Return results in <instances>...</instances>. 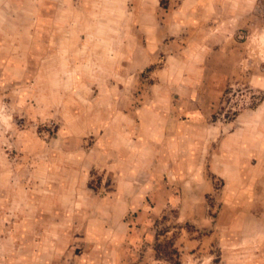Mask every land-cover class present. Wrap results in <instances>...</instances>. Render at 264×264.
I'll return each mask as SVG.
<instances>
[{
	"label": "rangeland",
	"instance_id": "rangeland-1",
	"mask_svg": "<svg viewBox=\"0 0 264 264\" xmlns=\"http://www.w3.org/2000/svg\"><path fill=\"white\" fill-rule=\"evenodd\" d=\"M154 1L0 0V264H264V0L199 24ZM148 9L186 24L140 69ZM166 96L177 114L155 129L142 108ZM234 133L240 158L190 174L191 153ZM154 141L176 160L148 164ZM190 204L220 232L195 256L183 238L209 228Z\"/></svg>",
	"mask_w": 264,
	"mask_h": 264
},
{
	"label": "crops",
	"instance_id": "crops-1",
	"mask_svg": "<svg viewBox=\"0 0 264 264\" xmlns=\"http://www.w3.org/2000/svg\"><path fill=\"white\" fill-rule=\"evenodd\" d=\"M160 0H155L154 1V5H157L159 3ZM257 0H181V3L179 5V11L180 12H193V14H191V17H189L190 19H186L187 20H191L192 21H196L199 23L204 22L206 19L205 18H214V15L210 17V15H204L202 13V11L204 10V7H209V6H234V5H238V6H246L247 4H251L253 3L254 5L256 4ZM143 5H147L150 6V3L146 2V3H141ZM155 9L151 10L148 9L146 10V12L142 15L143 18L142 20L148 21L150 23L153 24V28L152 29H143V33L141 35L142 37V43H143V50L140 51V56H139V60L140 63L142 65H137V68L143 69V68H147L150 67L154 64H156L159 59L162 57V55L166 54H170L171 57V53L173 51H175V44L177 43L178 39H174L173 41L164 43V41L166 40L168 33L170 30L174 29V28H179V24L180 27L182 28L185 24L186 21L185 19L182 20L183 18H178L176 15H171L168 14L166 18H158V14L156 11H154ZM244 10V9H243ZM243 10H239L236 11L234 14H229L227 17L229 18H224L223 16V21H227L228 23L233 22V23H238L237 24H233L230 27H227V29H234L237 30V28H241V26H243L244 23L248 22V18L247 15H245L243 12ZM196 12V13H195ZM201 12V13H200ZM170 16V19L169 17ZM188 16V15H185ZM233 17V18H232ZM237 17V18H235ZM256 17V16H254ZM228 19V20H225ZM251 19V18H249ZM207 21V20H206ZM179 23V24H178ZM150 27V25H148ZM146 39V41H145ZM228 39H231V37H229ZM185 40L183 39V42ZM170 43V44H169ZM226 49H224L226 52L229 50V47H231L230 45H225ZM142 60V61H141ZM174 98V99H173ZM154 101L158 104H150L148 105H144L142 108V112L143 113V117L145 118L146 116H150L151 118L154 119V121H152L151 126L155 127V129H158V119H160V117L163 116H168L171 115L172 117H176V111L175 108H171L172 112H166L164 110H162V106H160V102H166L167 104L170 103L171 107H174V104L177 102H175V97H169L166 96V98H164V100H160L158 97H149L148 98V103ZM129 116H130V112H128ZM197 114V113H196ZM148 125V124H147ZM149 126V125H148ZM167 133L168 134H172L175 129H174V124L171 123V127H168L167 129ZM157 134V133H156ZM236 134V135H235ZM240 133H234L233 135H228L227 137H225L223 139V141H221L220 143L217 144V147H214V144L210 143L208 144V146L206 148H204L201 152V154L199 155L198 152L196 153H191L194 154L195 158H192V161H190V166L192 167H199V164H204V165H210L211 167L213 166H219L220 164V158L221 161L222 159H226L228 160L229 157H233V158H240V155L236 154V152H234L235 148L237 147L236 144H240L241 142V137H239ZM157 136V135H156ZM239 138L237 139L238 143H232L229 140H232L234 138ZM157 140V139H156ZM220 146L222 147L220 149ZM228 147V148H226ZM240 145H239V149H240ZM142 150L144 151V154L142 156H144V158H148L150 160V162L148 164H155L154 161H159V164H170L173 160H176V156H175V152L174 150V145L171 144L170 145V149H169V145L164 146L160 145L158 142L154 141V142H150L149 144H145L144 147L142 148ZM220 150V151H219ZM220 152H222V154H220ZM226 153V154H225ZM244 158V157H243ZM201 160V161H199ZM235 164H242L241 162H236ZM214 171L218 174H221L218 170H216L215 168H213ZM196 170V169H195ZM199 172L194 173V169L192 168L190 171V174H198ZM198 176V175H197ZM210 188L213 189V186L209 187L208 190H211ZM201 200V198H200ZM158 207V206H157ZM159 208V207H158ZM192 208V212L190 214V216H192V219L195 220L197 217H201L202 221H205L206 223H204V226H207L209 228L207 234H202V236H197L194 237V235L190 234V236H188V238H183V240H186L183 243V246L181 247L182 250L186 248H189V252L193 253L192 255H198L199 252L204 251V249L209 248L212 245V242L218 237L220 236V232L218 230V225H214L213 220L209 221L205 219V212L202 210H198L196 209V207L194 205H188L184 208V211L186 212L187 209L191 210ZM221 212V211H220ZM186 215V213H185ZM198 215V216H197ZM187 218V217H186ZM198 222V221H197ZM208 224H210V227L208 226ZM190 233V232H189ZM182 240V242H183ZM188 250V249H187Z\"/></svg>",
	"mask_w": 264,
	"mask_h": 264
},
{
	"label": "trees",
	"instance_id": "trees-1",
	"mask_svg": "<svg viewBox=\"0 0 264 264\" xmlns=\"http://www.w3.org/2000/svg\"><path fill=\"white\" fill-rule=\"evenodd\" d=\"M178 264V263H177Z\"/></svg>",
	"mask_w": 264,
	"mask_h": 264
}]
</instances>
